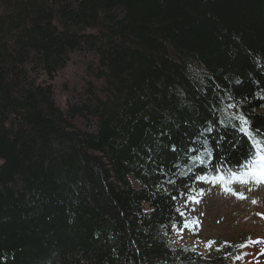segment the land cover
Returning a JSON list of instances; mask_svg holds the SVG:
<instances>
[{"label":"trees","instance_id":"1","mask_svg":"<svg viewBox=\"0 0 264 264\" xmlns=\"http://www.w3.org/2000/svg\"><path fill=\"white\" fill-rule=\"evenodd\" d=\"M253 140L264 0H0V264H233L181 213Z\"/></svg>","mask_w":264,"mask_h":264},{"label":"rangeland","instance_id":"2","mask_svg":"<svg viewBox=\"0 0 264 264\" xmlns=\"http://www.w3.org/2000/svg\"><path fill=\"white\" fill-rule=\"evenodd\" d=\"M72 71L65 74L66 79L75 80ZM237 178L247 183H234ZM226 182L233 192L219 183L198 184L194 197L199 202L190 199L182 207L187 227L180 232L181 239L204 253H214L223 244L241 243L233 264H264V183H258L249 171Z\"/></svg>","mask_w":264,"mask_h":264},{"label":"snow or ice","instance_id":"3","mask_svg":"<svg viewBox=\"0 0 264 264\" xmlns=\"http://www.w3.org/2000/svg\"><path fill=\"white\" fill-rule=\"evenodd\" d=\"M238 119L241 120V126L239 128V131L244 132L247 134V128L246 125L248 123V121L246 119H244L243 117H239ZM207 132H211L212 129H206ZM253 149H254V159H252L251 164L252 167L247 169V171L253 173L254 178L257 180L258 183H264V179H260V177H264V143H262L261 141H256L253 140ZM173 151H175V146H173L172 148ZM191 151H196L195 149H192ZM204 151L206 152L208 157H212L213 153L212 150H209L207 148L204 149ZM190 159H193V161H198L199 163L203 164L204 161V157L201 155H196L195 157H191ZM232 175H237L235 173H233ZM197 180L205 182V183H209L212 185H215L217 183L221 184L222 186L225 187V190L228 192H233V189H231L230 187L227 186V182L225 180V177L222 173H220L217 170V174L213 177H209L206 173L203 175H200L198 177H196ZM234 183H247V180L245 179H241V178H237L236 181H233ZM200 195H203V190H201ZM241 199H243V197H240ZM190 199H192L194 202H199L198 200H196L195 197H191ZM181 215H183V213H181ZM185 227H187V224L185 225Z\"/></svg>","mask_w":264,"mask_h":264}]
</instances>
